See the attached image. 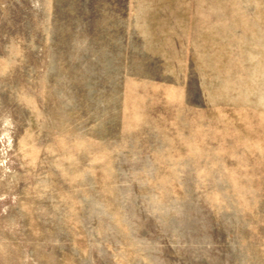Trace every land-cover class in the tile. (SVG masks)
<instances>
[{
  "label": "rangeland",
  "instance_id": "obj_1",
  "mask_svg": "<svg viewBox=\"0 0 264 264\" xmlns=\"http://www.w3.org/2000/svg\"><path fill=\"white\" fill-rule=\"evenodd\" d=\"M0 264H264V0H0Z\"/></svg>",
  "mask_w": 264,
  "mask_h": 264
}]
</instances>
